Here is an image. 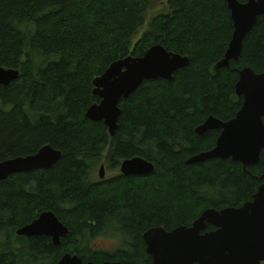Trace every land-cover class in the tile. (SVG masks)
<instances>
[{
	"label": "trees",
	"instance_id": "1",
	"mask_svg": "<svg viewBox=\"0 0 264 264\" xmlns=\"http://www.w3.org/2000/svg\"><path fill=\"white\" fill-rule=\"evenodd\" d=\"M151 1L0 0V65L19 71L0 86V161L48 144L62 153L51 168L0 183V264H57L66 253L83 262L152 264L146 230L190 226L207 208L240 207L262 183L264 149L246 168L231 159L186 160L213 148L220 133L198 135L197 126L209 116L228 121L240 109L237 70L264 72V15L245 36L238 61L214 72L233 33L226 0H167L169 11L138 35ZM154 44L189 64L171 81L145 80L120 100L110 136L103 121L85 116L100 100L93 80L113 61L140 57ZM135 156L151 162L152 173L118 171ZM101 164L116 173L95 178ZM45 211L68 228L58 246L47 236L16 235ZM101 235H120L124 247L93 249Z\"/></svg>",
	"mask_w": 264,
	"mask_h": 264
},
{
	"label": "water",
	"instance_id": "2",
	"mask_svg": "<svg viewBox=\"0 0 264 264\" xmlns=\"http://www.w3.org/2000/svg\"><path fill=\"white\" fill-rule=\"evenodd\" d=\"M233 23V33L223 58L216 62L213 71L228 68L237 62L245 36L258 18L264 15V0H226ZM189 64V58L168 51L161 44L150 46L140 57L127 56L113 61L93 80V95L99 102L91 105L85 116L103 123L113 136L121 114L119 102L127 99L145 80L159 78L171 81L173 73ZM235 94L242 97V104L235 116L228 121L209 116L195 128L200 135L219 129L213 148L200 152L186 160L196 164L211 158L231 159L244 168L255 165L264 149V72L256 73L246 66L238 69ZM19 76L17 69L0 65V86H6ZM61 151L51 145L42 146L36 153L16 156L0 161V183L9 176L53 167L60 159ZM153 164L141 157L124 159L119 165L123 175H148ZM105 166L100 165L98 176L104 179ZM251 201L240 207L220 210L207 208L193 220L190 226H178L170 231L153 227L143 233L146 252L152 264H261L264 262V174ZM208 226L213 229L207 230ZM68 228L51 211L39 214L31 223L16 230L17 236L50 237L58 246ZM57 264H123L120 261L96 263L83 262L75 254H64Z\"/></svg>",
	"mask_w": 264,
	"mask_h": 264
},
{
	"label": "rangeland",
	"instance_id": "3",
	"mask_svg": "<svg viewBox=\"0 0 264 264\" xmlns=\"http://www.w3.org/2000/svg\"><path fill=\"white\" fill-rule=\"evenodd\" d=\"M169 11V6L167 4V0H152L151 4L145 13V21L144 25L139 29L138 35H140L144 30L148 28V25L151 19L159 15L161 13H167ZM100 165L96 167L94 176L95 178H99L98 171ZM119 171V169H118ZM116 171L109 170L105 167L104 179L114 175ZM100 179V178H99ZM91 245L95 250L106 251L109 253H114L116 250L124 247L123 238L120 235H101L97 236L91 241Z\"/></svg>",
	"mask_w": 264,
	"mask_h": 264
}]
</instances>
